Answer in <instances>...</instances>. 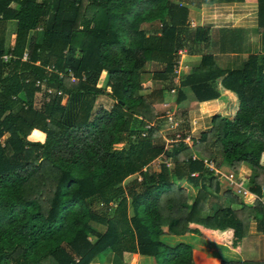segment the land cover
Listing matches in <instances>:
<instances>
[{
    "label": "trees",
    "instance_id": "1",
    "mask_svg": "<svg viewBox=\"0 0 264 264\" xmlns=\"http://www.w3.org/2000/svg\"><path fill=\"white\" fill-rule=\"evenodd\" d=\"M185 15L168 0H0V264H90L106 252L155 264H264L222 261L160 240L192 235L238 250L250 216L264 233L260 202L236 212L208 202L206 189L217 195L220 182L201 161L234 173L247 166L254 172L249 189L259 194L264 54L226 73L202 56L178 85L203 102L217 97L209 84L222 77L221 87L237 99L233 119L213 116L190 147L155 145L161 119L152 102L175 87L177 50L208 37L201 27L187 33ZM146 64L161 67L151 76L164 86L134 96L149 88L139 79ZM101 95L112 105L93 111ZM182 100L178 91L176 104ZM147 123L156 124L140 138ZM159 156L158 169L143 170ZM137 174L139 181L121 185ZM181 179L199 189L191 201L175 183ZM223 195L236 202L228 190Z\"/></svg>",
    "mask_w": 264,
    "mask_h": 264
},
{
    "label": "crops",
    "instance_id": "2",
    "mask_svg": "<svg viewBox=\"0 0 264 264\" xmlns=\"http://www.w3.org/2000/svg\"><path fill=\"white\" fill-rule=\"evenodd\" d=\"M168 1L185 10L186 20L184 24L187 27V33L194 31L196 27L208 30L206 41L202 39L200 42H195L190 38L186 40L184 47L180 49L186 53L181 56L180 61L189 62L187 63L186 71H184V68L183 70L181 67L179 68V72L182 70L180 77L188 75L191 68L195 67L204 55L210 56L216 68L226 73L229 70L239 68L248 56H261L264 54V0ZM11 6L15 8L13 4ZM172 75L174 77L173 71ZM221 79L222 77L216 79L213 84H209L210 89H213L212 91L216 93L217 97L203 102L196 100L189 86L181 87L178 85L175 86V89L172 88L170 90L171 92L176 91L175 98H177L178 91L183 95L184 100L179 104H176V101H174L171 106L174 105L176 109H181V111L179 110L180 115L184 119L189 118V126L191 119L193 121L192 125H197L195 128L191 126L190 129L191 135L194 136L193 138H197L200 133L209 130L210 121L213 116L227 118L233 116L235 113L234 109L237 108L236 96L221 87ZM206 94L209 96L212 93L208 91ZM218 108L220 109L218 110ZM193 112H196L195 117L191 115ZM197 112L200 115H197ZM260 165L264 168V154L260 157ZM218 169H221L220 166ZM238 171L236 174L244 179L246 186L249 188L248 180L252 181L254 172L245 165H241ZM261 188H264V185L259 187V194H256L260 199L258 202L264 207V192L261 193ZM231 194L233 195L232 192H230V196L236 202L230 203V201L224 198H218V194H212L213 197L215 196V199L212 198L213 201L211 202L216 205L215 207L228 206L234 212L239 211L242 207L249 208L252 206H250L252 204L251 198H247L245 203H241V198L237 197V199L235 195L232 196ZM217 199L219 200L217 201ZM227 201L229 202L228 205ZM219 203L221 204L219 205ZM257 221L256 217H249L246 236L240 242L238 250L234 251L226 246L218 245L192 235L181 237L166 236L161 237L160 240L169 244H173L174 241L189 244L193 249L201 252L206 257L217 258L222 261L264 262V233L257 230ZM219 250H222L221 254H218ZM102 255L103 259L101 261L96 258L90 264H146L148 260L150 261V257L131 253L118 255L114 252H106ZM152 260L154 262V259Z\"/></svg>",
    "mask_w": 264,
    "mask_h": 264
},
{
    "label": "rangeland",
    "instance_id": "3",
    "mask_svg": "<svg viewBox=\"0 0 264 264\" xmlns=\"http://www.w3.org/2000/svg\"><path fill=\"white\" fill-rule=\"evenodd\" d=\"M124 7H125V5L122 6V8H124ZM146 27H147V25H145V24L142 26V28L144 30L148 29ZM9 29H11V28H9ZM147 33L149 34L150 31H147ZM177 53H179L178 55H180L179 59L181 58L182 55L186 54L185 52H182L180 49L177 50ZM187 63H189V62H185L183 60L180 61V65H181L182 70H183V68H184V71L187 70V65H188ZM155 66H157V65H155ZM155 66H152L151 64L150 65L149 64L145 65L144 69H146V72L145 71L142 72L139 79L143 83H149V88L146 91H142L140 93L139 92L135 93L134 96L147 95L150 91L157 90V89H159V88L164 86V83H163V81L161 79H159V78L158 79H152L151 75L155 71H159V72L161 71V67L160 66H157V67H155ZM48 69H50V68H48ZM182 70L177 75L174 74V77H172V80H171V84L172 85L178 86V81H179V78H180V76L182 74ZM177 76H178V78H176ZM172 88L175 89L176 87H172ZM108 92H109V90H108V88H106V93H108ZM175 95H176V91H173V92L165 91L163 99L161 101L153 99V102H152L153 103V105H152L153 109L155 110V112L158 113L157 114V115H159L158 118L161 119V120L158 121L160 123L159 126L161 127L159 129V139H157L155 141V145H162L163 149L164 150L167 149L168 152L170 151V147H169L171 145L170 142H172L174 140H177V138H179V136H181V133H185V138L184 139H187V138L191 139V138L194 137V136L191 135V130H190L191 126L194 127V125H192V123H193L192 119H191V124L189 126V121L190 120H189V118H185L184 119L182 117V115H180L181 109H179V108L176 109L174 107V105L171 106L174 103V101L176 100ZM42 98L43 97H41V94H39L36 97V99L38 100L37 108L40 109V110H41V106H42ZM111 105H112V101L107 96H105V95L97 96L95 98V100L93 101V111H95V109H98V108L109 109ZM236 110H237V108L234 109V112H236ZM168 115H171V117H170L171 120L170 121L167 119ZM233 116L227 117L226 119L227 120H232ZM186 119H187V121H186ZM169 123H171V124H169ZM155 124L154 123L145 124L143 129H142V131L139 134V137L140 138L144 137L146 132L148 131V129L153 127V126H155ZM185 125H187V128H186ZM146 126H148V127H146ZM180 128H182L183 130H180ZM134 129L138 130V127L137 128L135 127ZM195 137H197V136H195ZM132 139H134V138L131 137V140ZM193 139H197V138H193ZM113 140L115 142V138ZM186 142H188L187 145H188V147H190L191 146V142L190 141H186ZM114 147H116V145L112 144L111 148H114ZM119 147H122V148L126 147L127 148V145L122 143ZM161 163H163L162 157L159 156L155 160L150 162L147 166L143 167V170H145L146 172H151V170L155 171L156 169H158V166ZM167 167H169V168L171 167L170 163H167ZM220 168H221L220 169L221 172H226V170H228V168L226 169V166L223 165V164L220 165ZM240 171H243V170H240ZM134 178H140V176L138 174L135 175V176H130L129 178L125 179L121 185H125V184L131 182V180L134 179ZM175 183H176V185H178V187L184 188L186 190L187 195L189 196V201H191V198L196 196V193L199 191L198 188L192 187L190 185V183L186 182L184 179H181L178 182L175 181ZM248 184H249V180H248ZM223 191H225V190H224V185L222 184V186H220V192L218 193V198L226 199L225 197H223L224 196L223 195ZM206 193H208L209 195H212L211 192L209 190H207V189H206ZM212 198L215 199V196L214 197L213 196L209 197L208 198V202L213 201ZM235 198H237V197H235ZM246 199L247 198H241L240 199V200H242L241 203H245ZM218 200L219 199H217V201ZM221 200H223V199H221ZM91 203H92V205L90 204L91 209L97 211V209H99V206L97 205L98 204L97 200H95V202H91ZM228 203L229 202L227 201V205H228ZM220 204L221 203H219V205ZM250 206H251V204H250ZM209 207H210V212L209 213H211L212 212L211 210L214 209L213 208L214 206H212V204H209ZM178 243H182V242H178V241L175 242L174 241L173 244L172 243L171 244L165 243V244H167L169 246H174L175 244H178ZM209 253H210V250H209ZM97 258L101 261L103 259V255L98 256ZM154 262L150 258V261L148 260V262H146V264H155Z\"/></svg>",
    "mask_w": 264,
    "mask_h": 264
},
{
    "label": "built area",
    "instance_id": "4",
    "mask_svg": "<svg viewBox=\"0 0 264 264\" xmlns=\"http://www.w3.org/2000/svg\"><path fill=\"white\" fill-rule=\"evenodd\" d=\"M183 52V50H182ZM179 53H177L178 55ZM180 56V55H179ZM2 61L5 62L8 59V56H2L1 57ZM25 58H23L24 60ZM181 67L180 65V59H178L177 61H175L174 66H173V73L175 75H177L179 73V68ZM50 70V69H48ZM71 80H73L71 78ZM171 115L167 116V119L170 121ZM171 124V123H169ZM148 127V126H146ZM186 141H190L189 138L187 139H182L180 136L179 138H177V140H174L172 142H170V146L172 145H177L180 142L184 143L187 145L188 142ZM196 157H192V159H195ZM202 163L204 164V166L207 168L208 171L212 172L213 175L216 177L217 181L220 182V186H222V184L224 185V190H228L229 192H232L233 195H235L238 198H251L252 200H256L259 201V197L257 196L256 193L250 191V189L246 186V183L244 181L243 178L239 177L236 173L232 172V171H226V172H221L220 169L216 168L212 162L207 161L205 159L201 160ZM191 176H195V174H191ZM140 178H137V181H139ZM261 193L264 192V188H261Z\"/></svg>",
    "mask_w": 264,
    "mask_h": 264
},
{
    "label": "clouds",
    "instance_id": "5",
    "mask_svg": "<svg viewBox=\"0 0 264 264\" xmlns=\"http://www.w3.org/2000/svg\"><path fill=\"white\" fill-rule=\"evenodd\" d=\"M177 56H178V59H179V55H177ZM178 59H177V60H178Z\"/></svg>",
    "mask_w": 264,
    "mask_h": 264
}]
</instances>
